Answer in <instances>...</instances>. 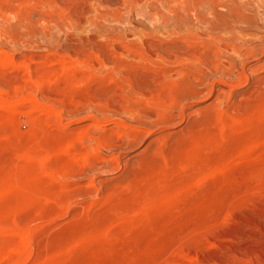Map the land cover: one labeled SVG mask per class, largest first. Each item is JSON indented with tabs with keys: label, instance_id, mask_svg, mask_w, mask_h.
Wrapping results in <instances>:
<instances>
[{
	"label": "rangeland",
	"instance_id": "obj_1",
	"mask_svg": "<svg viewBox=\"0 0 264 264\" xmlns=\"http://www.w3.org/2000/svg\"><path fill=\"white\" fill-rule=\"evenodd\" d=\"M0 264H264V0H0Z\"/></svg>",
	"mask_w": 264,
	"mask_h": 264
}]
</instances>
